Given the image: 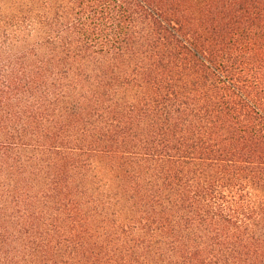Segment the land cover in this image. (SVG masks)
Instances as JSON below:
<instances>
[{"label": "trees", "instance_id": "trees-1", "mask_svg": "<svg viewBox=\"0 0 264 264\" xmlns=\"http://www.w3.org/2000/svg\"><path fill=\"white\" fill-rule=\"evenodd\" d=\"M0 264H264V0H0Z\"/></svg>", "mask_w": 264, "mask_h": 264}]
</instances>
